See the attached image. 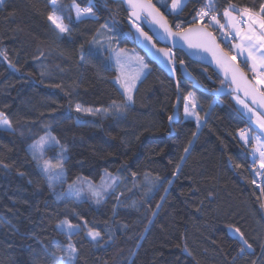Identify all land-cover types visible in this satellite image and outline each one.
<instances>
[{
  "label": "trees",
  "instance_id": "obj_1",
  "mask_svg": "<svg viewBox=\"0 0 264 264\" xmlns=\"http://www.w3.org/2000/svg\"><path fill=\"white\" fill-rule=\"evenodd\" d=\"M151 1L173 29L207 2L222 14L229 3L254 10L264 3L186 0L178 15L170 11L172 0ZM76 3L83 8L89 0ZM92 3L95 16L80 20L72 0H4L0 6V50L8 56H0V112L12 123L11 130L0 128V218L9 222L0 224V264H52L54 241L67 243L57 229L65 218L87 220L103 237L98 243L83 231L73 237L74 264H264V203L251 146L240 138L241 130L256 129L232 96L214 94L226 83L178 52L182 119L172 130L168 117L178 87L137 49L149 71L126 111H116L113 101L127 100L108 62L109 48L137 47L121 3ZM54 6L67 33L58 34L47 19ZM208 28L233 55L219 26ZM189 95L199 105L200 126L184 119ZM77 104L108 114L84 115ZM48 133L68 149L63 179L54 183L30 147ZM45 150L55 163L59 147ZM106 173L116 177V186L98 204L70 198L69 185L83 178L98 183ZM235 228L251 251H240L243 245L230 233Z\"/></svg>",
  "mask_w": 264,
  "mask_h": 264
},
{
  "label": "snow or ice",
  "instance_id": "obj_2",
  "mask_svg": "<svg viewBox=\"0 0 264 264\" xmlns=\"http://www.w3.org/2000/svg\"><path fill=\"white\" fill-rule=\"evenodd\" d=\"M4 0H0V6L3 5ZM186 0H172L170 11L180 15L184 10V3ZM129 8L131 9L130 19L132 20L133 26L136 28L137 33L143 38L144 41L151 44V47L156 50V52L162 54L168 61L169 64L173 66V71L175 70V60L174 53H172L170 48H158L153 42V39L147 32L141 28V26L136 23L140 20L143 15L147 21L151 24L157 25L160 29L163 30V33L167 37H179L185 43H187L189 48H201L204 51L212 52L213 58L216 60L217 64L222 68L225 75L231 74V82L237 84V91L239 90L241 84L244 86L245 95L252 96V102L254 104H260L264 107V91H260V88H264V3L259 6L258 10H254L250 7H237V5L229 3L228 7L223 11V17L225 18V23L222 24L216 15H210L212 12V5H205L204 8H201L196 13V18L191 26L182 27L180 24L175 25V29L169 25L167 18L163 13L160 12L158 8L151 3V0H127ZM71 8L75 10V16L77 20H80L82 17H94V5L92 0H89L88 6L81 8L76 0H72ZM233 13H238L239 15H233ZM208 18V24L203 23L205 18ZM134 18V19H133ZM47 19L54 25L55 29L58 30V34L67 33L69 31L68 26L64 23L63 17L57 15V7L54 6L52 11L48 14ZM246 25V27H240L241 24ZM226 24L233 31L235 37L239 38V43L233 45L237 50L238 54L243 55L247 52V56L244 58L246 66L248 61H251L250 71L253 74V80L255 83H252L247 79L244 73L240 70L239 66L235 64L236 55H232L221 50L220 55H216L215 49L219 46L216 45L213 34L207 29L209 25H217L219 29L223 30ZM102 27L107 28V25ZM125 50H121L123 52ZM93 53H89L92 55ZM0 56H3L5 60L8 59L7 52L5 50H0ZM81 59H84V55H81ZM137 61L139 62L140 70L136 73L134 77L128 79L125 77L123 72V63L121 62L119 54L117 55V64L121 67V76L117 77V80L120 83V86L124 90L127 101L124 104H117L113 101V108L116 111H126L127 104L133 102V90L135 89L136 81L143 74V69L147 68V65L143 63V58L137 56ZM183 63V61H181ZM15 67V65H11ZM259 97V99H257ZM179 102V98H178ZM238 103L243 104V107L254 116L256 113L248 104L244 103L243 100H238ZM197 105L193 100L192 96L189 95L185 98L183 109L185 116H193L197 121L200 120L199 113L196 111ZM75 111L78 113H83L84 115H96L101 109L84 108L80 104L75 106ZM172 116H169V121L172 120ZM256 123L259 128L264 131V115L256 116ZM0 127L11 129L12 123L5 116L4 113L0 112ZM240 138L244 141L245 144L249 142V136L246 130H241ZM257 141V147L253 149V155L259 153V167L264 169V144L259 142V137H251ZM48 145L49 148L58 146L60 151L59 155L55 158V163L52 159L46 158L45 146ZM33 152V159L37 160L41 167L42 171L48 175L50 182H56L63 179V161L64 153L67 152V146L61 144L60 140L52 136L50 133L45 136L40 137L38 141L30 145ZM186 153L187 148L184 150ZM237 167H243V165L237 164ZM7 167V165H5ZM255 183V181H253ZM51 186V185H50ZM259 187V186H258ZM69 189H72V185H69ZM91 190V189H90ZM264 191V189H262ZM93 197H96V202H100V193L97 191L91 192ZM68 195V194H65ZM76 197H79V192L75 193ZM159 207V206H157ZM8 221L0 218V224H7ZM57 229H59L60 234L67 238V243H62L57 240L54 241L56 249L54 252L49 253L54 259L52 264H74L76 259V254L78 253V248L73 242V237H78L83 231L85 235L90 238L92 242H99L103 239L101 233L95 230L93 227H89L88 221L83 220L82 223H72L69 219L65 218L58 222ZM235 234H238L239 240L242 241V244L251 249L252 245L248 243L245 239L244 234L240 231L239 228L233 229ZM245 248L241 247L240 251L244 252Z\"/></svg>",
  "mask_w": 264,
  "mask_h": 264
},
{
  "label": "water",
  "instance_id": "obj_3",
  "mask_svg": "<svg viewBox=\"0 0 264 264\" xmlns=\"http://www.w3.org/2000/svg\"><path fill=\"white\" fill-rule=\"evenodd\" d=\"M106 1L121 3L124 6L125 10L129 12L128 24L134 35L135 45L137 49L145 55L148 61L156 65L160 70H162L169 78L174 80V82L176 83L178 87V96L175 102V107H174V111L172 115L173 118L170 121V126L172 130L174 129V126L180 123L182 119V111H181L182 96H181V91L179 89L178 75L176 71V66H177L176 55L178 52L184 53L192 62L200 64L203 67H206L208 69H211L215 74H217L226 83L225 86H222L218 91L214 92L216 96L222 97V96L238 95L242 99H244L256 112H258L260 115H264V107L260 106V104L258 103L254 104L252 102L251 95H248V96L245 95L244 86L242 84L239 90L238 91L236 90L237 84H234L231 82V74L227 76L225 75L222 68L217 64L216 60L213 58L212 52L204 51L201 48H189L187 43H185L179 37H167L166 34L163 33L162 29H160L155 24H151L142 15L140 20L136 21V23H138L141 26V28H143V30L152 37L153 42L156 44L158 48H170L172 53H174L175 70L173 71V66L168 63L167 59L162 54L156 52V50L151 47V44L144 41L143 38L139 35V33H137L136 28L133 26L132 20L130 19L131 9L129 8L127 0H106ZM151 3L155 5L153 1H151ZM169 25L171 24L169 23ZM201 26H203V24H201ZM207 30L213 34L215 43L216 45L219 46L217 49H215L216 55H220L221 50L223 52L228 53L224 49V47L221 45V43L219 42L216 35L209 28ZM234 63L239 66L240 70L244 73V75L247 77L249 81H251L252 83H255L250 77V75L247 73V71L242 67L239 61L236 60ZM178 98H179V102H178ZM257 99H259V97ZM230 233L233 236H235V238L242 244V241L239 240L238 234H235L233 229L230 230ZM243 247L247 251H251V249L250 250L247 249L246 246L243 245Z\"/></svg>",
  "mask_w": 264,
  "mask_h": 264
},
{
  "label": "rangeland",
  "instance_id": "obj_4",
  "mask_svg": "<svg viewBox=\"0 0 264 264\" xmlns=\"http://www.w3.org/2000/svg\"><path fill=\"white\" fill-rule=\"evenodd\" d=\"M185 4V3H184ZM171 7V6H170ZM172 12V11H171ZM174 13V12H172ZM176 14V13H174ZM233 15H236L238 16L237 13H233ZM225 23V18H224V21H223V24ZM203 24V23H202ZM225 28H229L230 27L226 24ZM231 30V29H230ZM231 32L233 33V31L231 30ZM63 34V33H62ZM237 38V41L234 43L237 44L239 43V38ZM121 50H125L123 52H121ZM233 55H236V60L238 61V52L237 50L233 47ZM237 53V54H236ZM247 54V52H245ZM119 54L120 56V59H121V62L123 63V72H124V75L125 77H127L128 79H131L132 77H134L136 75V73L140 70V66H139V62L137 61L136 57L139 56V57H142L143 58V63L147 65V68L143 69V74L140 76V78L136 81V84H135V89L138 85V83L144 78V76L148 73L149 71V66H148V63L145 59V57L137 50V48H130V49H116V48H109V55H108V62L110 65H113L115 66L116 70H117V73H118V77L121 76V67L120 65L117 64V55ZM251 62V61H250ZM254 81V80H253ZM116 82L118 84V86L120 87L121 91L123 92L124 94V90L123 88L120 86V83L119 81L116 79ZM255 82V81H254ZM135 89L133 90V94H134V91ZM261 91H264V88H260ZM125 95V94H124ZM193 100L195 101L196 105L198 104L194 98L193 95H191ZM125 98H126V95H125ZM232 98L233 100L235 101L236 103V106L238 107V109L244 114L246 115V117L250 120V123L251 125H253V127L256 129V133L253 134L252 132H248L247 131V134L249 136V142L250 143V140H251V137H259V142L261 144H264V131H262L258 124L256 123V116H261L258 112H256L244 99H242L240 96L238 95H232ZM127 100V98H126ZM238 100H243L244 103L248 104V106L250 108L253 109V111L256 113V115L254 116L252 113H249L244 107H243V104L241 103H238ZM197 110V109H196ZM99 113H105V114H108V112L104 109H101V111ZM183 115H184V119L185 120H195V122L197 123L198 126H200V121H197L195 117L193 116H185V113H184V109H183ZM2 129H6V128H3V127H0ZM6 130H9V129H6ZM11 130V129H10ZM52 136H54L52 133H50ZM252 141H255L256 144L254 145L255 148L258 146L257 145V141L252 139ZM45 147H48V145H46ZM253 149L254 147L251 146V151L253 153ZM116 177L111 175V174H108L106 173L103 178L101 179L100 182L98 183H94V182H91L90 180H87V179H81L79 181H77L73 186H72V190L70 191L69 195L71 196L70 198L76 200V201H83V200H86V201H90L94 204H98L96 202V197H93L91 192L92 191H97L100 193V197H101V200L103 198H106V196H108L115 188L116 186ZM91 189V190H90ZM79 192V197L77 198L75 193ZM263 203H264V200H263Z\"/></svg>",
  "mask_w": 264,
  "mask_h": 264
},
{
  "label": "built area",
  "instance_id": "obj_5",
  "mask_svg": "<svg viewBox=\"0 0 264 264\" xmlns=\"http://www.w3.org/2000/svg\"><path fill=\"white\" fill-rule=\"evenodd\" d=\"M208 4H211L212 5V9H213L212 12L210 13V15H216L217 19H219L220 22L222 23L223 14L220 11L217 10L215 2L205 3L201 8H204L205 5H208ZM193 21H194V19L191 20V21H188V22H183L180 25L182 27H188V26L192 25ZM204 21L206 23L209 22L207 17L204 19ZM240 27L244 28V27H246V25H244L242 23L240 25ZM220 39H222L223 43L227 47H229L231 49V51H233V45H234V43L236 41V37L234 36V34L229 29L224 28L223 30L220 31ZM251 78L253 79V75L251 76ZM254 148H255V146H254ZM251 167H252L255 179H256V187L259 190V192H260V194L262 196V199L264 200V191H262V189H264V169H260V167H259V153L258 152L255 154V156L252 155V166Z\"/></svg>",
  "mask_w": 264,
  "mask_h": 264
},
{
  "label": "crops",
  "instance_id": "obj_6",
  "mask_svg": "<svg viewBox=\"0 0 264 264\" xmlns=\"http://www.w3.org/2000/svg\"><path fill=\"white\" fill-rule=\"evenodd\" d=\"M234 52V51H233ZM237 54V53H236ZM238 55H240V54H237V56ZM247 56V54L246 53H244L243 55H240V56H238V59L239 60H241L243 63H245L244 62V58ZM248 67H249V69H250V65H251V62L250 61H248ZM199 108V105L197 104V108L196 109H198ZM193 120V119H192ZM195 121V120H194ZM250 141H252V139L250 140ZM252 143L255 145L256 144V142L255 141H252Z\"/></svg>",
  "mask_w": 264,
  "mask_h": 264
},
{
  "label": "bare ground",
  "instance_id": "obj_7",
  "mask_svg": "<svg viewBox=\"0 0 264 264\" xmlns=\"http://www.w3.org/2000/svg\"><path fill=\"white\" fill-rule=\"evenodd\" d=\"M239 15V14H238ZM249 132V131H248ZM251 132V131H250ZM253 133V132H252ZM256 133V132H255ZM255 133H253V134H255ZM251 169H252V167H251ZM253 171V170H252Z\"/></svg>",
  "mask_w": 264,
  "mask_h": 264
}]
</instances>
